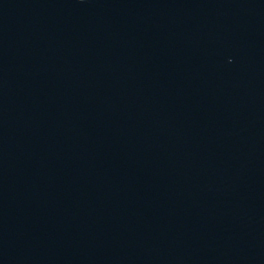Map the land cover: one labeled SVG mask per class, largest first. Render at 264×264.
Listing matches in <instances>:
<instances>
[{
	"label": "water",
	"instance_id": "1",
	"mask_svg": "<svg viewBox=\"0 0 264 264\" xmlns=\"http://www.w3.org/2000/svg\"><path fill=\"white\" fill-rule=\"evenodd\" d=\"M0 264H264V0H0Z\"/></svg>",
	"mask_w": 264,
	"mask_h": 264
}]
</instances>
